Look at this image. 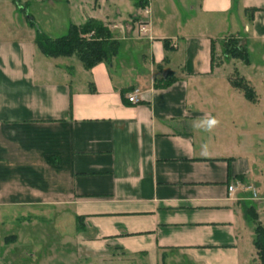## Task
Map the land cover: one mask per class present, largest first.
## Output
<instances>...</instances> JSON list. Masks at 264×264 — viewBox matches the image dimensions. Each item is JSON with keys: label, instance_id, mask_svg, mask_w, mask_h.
I'll list each match as a JSON object with an SVG mask.
<instances>
[{"label": "crops", "instance_id": "obj_1", "mask_svg": "<svg viewBox=\"0 0 264 264\" xmlns=\"http://www.w3.org/2000/svg\"><path fill=\"white\" fill-rule=\"evenodd\" d=\"M14 1L0 7V220L52 211L78 251L101 259L261 264L241 193L261 187L249 160L253 133L226 118L237 109L240 124L264 119V70H251L252 52L264 56V0ZM89 20L119 42L109 60L85 68L76 55L48 57L35 44L38 32L50 37L39 30ZM229 38L247 62L219 53ZM234 72L253 102L231 85ZM133 90L136 105L125 99ZM247 101L258 109L242 118ZM208 119L218 123L196 126Z\"/></svg>", "mask_w": 264, "mask_h": 264}, {"label": "rangeland", "instance_id": "obj_2", "mask_svg": "<svg viewBox=\"0 0 264 264\" xmlns=\"http://www.w3.org/2000/svg\"><path fill=\"white\" fill-rule=\"evenodd\" d=\"M2 4L0 0V7ZM13 5L16 8H20L22 3L16 2L15 0ZM27 15L25 13H18L21 21L23 20V16L25 17ZM3 22L8 26L9 20L7 17H5ZM236 29L240 31L241 26L218 29V36L216 37L219 39L221 36ZM39 31H44L50 37H58L64 35L67 30L42 29ZM17 34L20 35L21 33L18 32ZM223 51L221 47L219 53L224 54ZM251 56V70L263 73L264 71L260 72L259 69L264 70V56L259 57L255 52H252ZM235 62L237 65H243V61L241 60H235ZM257 82L259 81L253 80L254 84ZM260 89L262 91L261 95L264 98V80L260 85ZM251 102H248L249 108H246V110L243 107L240 108L243 111L242 118H244V113L248 115L251 112L253 114L258 109V107L252 106ZM235 111L234 109H227L229 116L226 118V122L230 129H234L236 132H239V128L246 127L253 133L252 137L254 141H252V153L249 160L253 172L259 176L261 186L259 189L255 188L256 196L253 195V190L250 186L244 187L241 193L249 199L247 204L254 206L255 211H258L260 215L264 211V203L263 205L261 204L263 201L260 198L264 194V119L259 124L255 123L254 119L249 124L247 122L246 124H240L241 117L239 116L240 119H238V114ZM234 123L236 125H233ZM251 199L254 201H250ZM11 216L5 222L2 221L3 219L0 220V264H151L141 254H129L118 258L101 259L98 256H92L91 254L78 251L72 242V236L68 233H60L58 230L59 226L63 228V222L61 223L62 226L55 223L52 211L35 210L30 212L26 210H15ZM250 221L249 217L245 221L247 230L251 227ZM180 258L174 255L175 260L166 264H190L185 258ZM162 262H164V258L158 260L155 264H164Z\"/></svg>", "mask_w": 264, "mask_h": 264}, {"label": "trees", "instance_id": "obj_3", "mask_svg": "<svg viewBox=\"0 0 264 264\" xmlns=\"http://www.w3.org/2000/svg\"><path fill=\"white\" fill-rule=\"evenodd\" d=\"M30 23L34 24L29 18ZM35 44L40 52L48 57H68L76 55L85 68H90L94 64L109 60L118 51L119 42L113 38L112 32L102 23L96 20H89L86 23L76 26L70 25L66 34L50 38L42 33H37ZM224 53L231 58L241 59L247 62V51L238 41L229 38L225 42ZM173 80L154 82L155 87L168 86ZM232 86L240 89L245 98L255 100V93L248 82L234 72L230 78ZM127 102V100H126ZM128 103V102H127ZM245 220H251L253 230V245L256 250L257 259L264 264V225L257 221V213L254 206L244 204L243 211Z\"/></svg>", "mask_w": 264, "mask_h": 264}, {"label": "built area", "instance_id": "obj_4", "mask_svg": "<svg viewBox=\"0 0 264 264\" xmlns=\"http://www.w3.org/2000/svg\"><path fill=\"white\" fill-rule=\"evenodd\" d=\"M142 11H143L144 15H148L149 14L148 6L147 5L144 6L142 8ZM114 27H116V25H114ZM147 32H148V27H147L146 22L140 21L138 24V33L141 36H145V35H147ZM125 99L131 105H136V104H139L141 102V96L137 90H133L132 92L127 93L125 96ZM227 189H228L229 195H231L233 190H234L233 186L229 185ZM252 190H253V195L256 196L255 190L254 189H252Z\"/></svg>", "mask_w": 264, "mask_h": 264}, {"label": "clouds", "instance_id": "obj_5", "mask_svg": "<svg viewBox=\"0 0 264 264\" xmlns=\"http://www.w3.org/2000/svg\"><path fill=\"white\" fill-rule=\"evenodd\" d=\"M218 122L215 119H208L205 121H200L196 124L197 127H202L205 130H210L213 128Z\"/></svg>", "mask_w": 264, "mask_h": 264}]
</instances>
